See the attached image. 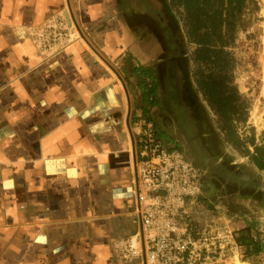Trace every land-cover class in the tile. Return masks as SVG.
I'll return each mask as SVG.
<instances>
[{
    "label": "crops",
    "instance_id": "1",
    "mask_svg": "<svg viewBox=\"0 0 264 264\" xmlns=\"http://www.w3.org/2000/svg\"><path fill=\"white\" fill-rule=\"evenodd\" d=\"M150 1L0 0V264H139L115 243L140 227L142 131L179 151L174 110L208 106ZM56 18L78 38L43 48Z\"/></svg>",
    "mask_w": 264,
    "mask_h": 264
},
{
    "label": "rangeland",
    "instance_id": "2",
    "mask_svg": "<svg viewBox=\"0 0 264 264\" xmlns=\"http://www.w3.org/2000/svg\"><path fill=\"white\" fill-rule=\"evenodd\" d=\"M150 3L154 12L165 19L168 30L172 31V37L179 45L178 54H187L191 58L195 47L187 44L181 29L176 32V24L181 27L179 18L174 11L171 15L168 10L170 18L173 17V22L169 23L168 1L151 0ZM165 33L169 34V31ZM158 34L163 38L160 31ZM41 45L45 48L42 40ZM231 52L236 61L234 83L249 105L246 121L250 120V123L247 125L245 122L236 129L243 146L237 150L224 140L208 106H187L191 110L189 117L184 110H174L173 130L182 135L181 138L175 137L178 141L174 146L202 172L200 193L186 204L185 209L189 216V234L196 240L200 239L201 232L206 234L200 239L205 264H264V256L260 255L264 251L258 255H246L245 248L238 243L244 236L264 242V170H259L250 160L254 152L250 142L264 147V0L248 2ZM188 120H202L203 130L199 131L210 135L207 139L201 138L205 141H199L200 148L195 145V140L188 137L191 134L190 129L186 131ZM193 207L199 217L192 219L190 208ZM219 233L226 235L223 241L212 239Z\"/></svg>",
    "mask_w": 264,
    "mask_h": 264
},
{
    "label": "built area",
    "instance_id": "3",
    "mask_svg": "<svg viewBox=\"0 0 264 264\" xmlns=\"http://www.w3.org/2000/svg\"><path fill=\"white\" fill-rule=\"evenodd\" d=\"M45 48L63 49L78 31L60 18L50 21L40 35ZM43 38V39H42ZM202 172L180 151L164 147L153 127L142 131L141 150L135 161L136 208L139 230L115 243L116 256L124 262L139 264H205L200 239L188 232L186 204L200 193ZM161 191V196L154 193ZM226 235L212 239L223 241Z\"/></svg>",
    "mask_w": 264,
    "mask_h": 264
},
{
    "label": "trees",
    "instance_id": "4",
    "mask_svg": "<svg viewBox=\"0 0 264 264\" xmlns=\"http://www.w3.org/2000/svg\"><path fill=\"white\" fill-rule=\"evenodd\" d=\"M167 1L169 23L173 22L170 14L174 11L181 24L180 28L176 24V32L181 29L187 44L195 47L190 59L197 91L215 116L217 129L224 140L239 150L243 144L236 129L246 122L249 105L234 83L236 61L231 49L251 0ZM199 123L202 124V120ZM250 145L254 147L251 162L259 170H264V147L254 146L253 142ZM238 243L245 248L246 255H258L264 251L261 239L244 236Z\"/></svg>",
    "mask_w": 264,
    "mask_h": 264
},
{
    "label": "bare ground",
    "instance_id": "5",
    "mask_svg": "<svg viewBox=\"0 0 264 264\" xmlns=\"http://www.w3.org/2000/svg\"><path fill=\"white\" fill-rule=\"evenodd\" d=\"M252 113V112H251Z\"/></svg>",
    "mask_w": 264,
    "mask_h": 264
}]
</instances>
